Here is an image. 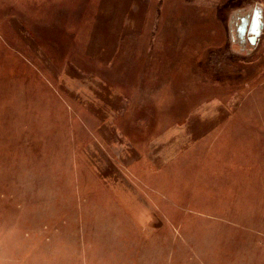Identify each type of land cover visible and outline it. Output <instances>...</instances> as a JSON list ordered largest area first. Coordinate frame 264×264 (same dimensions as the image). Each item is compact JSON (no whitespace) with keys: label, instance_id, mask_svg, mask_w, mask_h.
Masks as SVG:
<instances>
[{"label":"rangeland","instance_id":"obj_1","mask_svg":"<svg viewBox=\"0 0 264 264\" xmlns=\"http://www.w3.org/2000/svg\"><path fill=\"white\" fill-rule=\"evenodd\" d=\"M2 2L0 264H264V0Z\"/></svg>","mask_w":264,"mask_h":264},{"label":"bare ground","instance_id":"obj_2","mask_svg":"<svg viewBox=\"0 0 264 264\" xmlns=\"http://www.w3.org/2000/svg\"><path fill=\"white\" fill-rule=\"evenodd\" d=\"M262 15L263 13L261 12V14L258 12L255 14V10L252 9V11L249 13V15L245 16V15H238L239 17H237L236 19H238V25L236 28L239 27L238 29V33L239 34V37L243 40L245 39L246 40V36L249 35V32L252 33V32H256L255 30L256 29H259L258 26H259V23L261 24V27H260V31L262 30L264 24H263V18H262ZM240 20V21H239ZM247 21V22H245ZM246 29V30H245ZM245 30V31H244ZM244 31V32H243ZM258 31V30H257Z\"/></svg>","mask_w":264,"mask_h":264},{"label":"water","instance_id":"obj_3","mask_svg":"<svg viewBox=\"0 0 264 264\" xmlns=\"http://www.w3.org/2000/svg\"><path fill=\"white\" fill-rule=\"evenodd\" d=\"M255 10V14L256 13H260L261 14V12H262V9H260V8H255L254 9ZM245 22H247V21H245ZM248 23V22H247ZM260 27H261V24L259 23V26H258V28L260 29ZM259 29H256L255 31L256 32H252V33H250L249 32V35L248 36H246L247 37V40H249V42L252 44V45H254L255 43H256V41H257V39H258V36L260 35V30ZM246 30V29H245ZM244 30V31H245ZM258 30V31H257ZM243 31V32H244Z\"/></svg>","mask_w":264,"mask_h":264},{"label":"crops","instance_id":"obj_4","mask_svg":"<svg viewBox=\"0 0 264 264\" xmlns=\"http://www.w3.org/2000/svg\"><path fill=\"white\" fill-rule=\"evenodd\" d=\"M5 2L6 3H8V0H5ZM1 3H3L2 2V0H0V4ZM262 18H263V15H262ZM7 46H8V44H7ZM24 46V47H23ZM26 47V45L25 44H23L22 45V48H20V49H17L16 51H19V52H34V51H37V50H34V49H31V48H25ZM9 50H11V51H13L14 50V48L12 49V48H9ZM0 246H4V247H7L8 248V243H6V241L5 242H2L1 240H0ZM0 255H1V253H0ZM0 258L2 259V257L0 256Z\"/></svg>","mask_w":264,"mask_h":264},{"label":"flooded vegetation","instance_id":"obj_5","mask_svg":"<svg viewBox=\"0 0 264 264\" xmlns=\"http://www.w3.org/2000/svg\"><path fill=\"white\" fill-rule=\"evenodd\" d=\"M238 15H240V13H238ZM235 16L234 17V22H233V25H235V31H236V37H238L239 38V44L241 45V46H244L245 44H247V43H249L250 45H252L250 42H249V40H247V37H245L246 38V40L245 39H241L240 37H239V34L240 33H238V29H239V27H240V25H239V27L238 28H236L238 25H236V24H238V19H236L237 17H239V16ZM240 21V20H239Z\"/></svg>","mask_w":264,"mask_h":264}]
</instances>
